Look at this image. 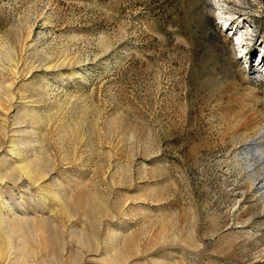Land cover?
<instances>
[{"label":"rangeland","instance_id":"1","mask_svg":"<svg viewBox=\"0 0 264 264\" xmlns=\"http://www.w3.org/2000/svg\"><path fill=\"white\" fill-rule=\"evenodd\" d=\"M263 62L264 0H0V264H264Z\"/></svg>","mask_w":264,"mask_h":264},{"label":"bare ground","instance_id":"2","mask_svg":"<svg viewBox=\"0 0 264 264\" xmlns=\"http://www.w3.org/2000/svg\"><path fill=\"white\" fill-rule=\"evenodd\" d=\"M219 13H220V11H219ZM221 19V21H222V27L223 28H228L229 26H230V23H229V21H227L226 19H222V18H220ZM226 20V21H225ZM246 25H245V23H244V20H237L230 28H236L237 29V31H235V33H234V42L237 44V45H240V43H243V41L245 40V35H244V31L242 30V28L243 27H245ZM242 27V28H241ZM259 52H260V50L259 51H257V55H256V58L255 59H258V54H259ZM260 62V61H259ZM256 63V62H255ZM264 63V62H263ZM264 68V67H263ZM264 73V72H263ZM255 144V143H254ZM15 147V146H14ZM251 150V149H250ZM11 152H14V148H12V150H10ZM257 152V151H256ZM14 154V153H13ZM253 154H255V157L257 156V155H259V154H257V153H253ZM250 155V154H249ZM247 156V155H246ZM24 167H27V166H24ZM24 170V169H23ZM26 171V170H25Z\"/></svg>","mask_w":264,"mask_h":264}]
</instances>
